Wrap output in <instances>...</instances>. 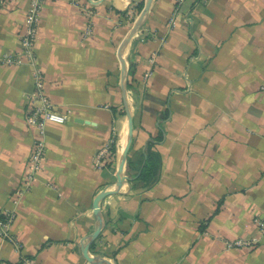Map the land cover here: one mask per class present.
<instances>
[{
    "label": "crops",
    "instance_id": "crops-1",
    "mask_svg": "<svg viewBox=\"0 0 264 264\" xmlns=\"http://www.w3.org/2000/svg\"><path fill=\"white\" fill-rule=\"evenodd\" d=\"M81 1L86 10L45 1L34 64L0 61V211L15 208L11 232L22 245L0 236V259L264 264L255 222H264V0H151L122 54L148 0ZM29 5L2 7L0 56L20 51ZM36 68L67 120L47 124L42 168L16 206L37 138L26 122ZM127 109L133 133L118 187ZM113 138L112 158L97 167ZM147 155L158 167L150 186L138 178ZM237 239L251 243L228 246Z\"/></svg>",
    "mask_w": 264,
    "mask_h": 264
},
{
    "label": "built area",
    "instance_id": "built-area-1",
    "mask_svg": "<svg viewBox=\"0 0 264 264\" xmlns=\"http://www.w3.org/2000/svg\"><path fill=\"white\" fill-rule=\"evenodd\" d=\"M12 0H0V11L8 2ZM46 0H30V5L27 9L25 16V29L20 38V51L18 53L4 52L0 56V61L7 65H20L25 62L35 63V53H34V43L38 34V27L41 18V11L44 7ZM182 0H176L177 5ZM71 2L86 10V6L81 0H71ZM177 10V8H176ZM174 18L172 19V24H174ZM91 30L88 28L86 34H90ZM150 67L154 64V54L149 58ZM152 68V67H151ZM148 69L145 73V79L152 74V69ZM34 90L30 94L28 99V104L30 108L26 116V122L30 128L36 129L37 138L34 140L33 149L28 161L27 173L22 181V184L16 189L13 197L12 203L16 206L19 205L24 194L32 187L33 183L36 181V176L41 170L45 154L47 150L45 141L46 126L48 123H58L63 124L67 120V115L58 111L54 107V103L50 97L45 92V79L41 71L36 68L34 72ZM114 138L111 140L110 144L105 148L101 149L96 155V166L101 168L105 166V161L107 156L110 155L112 150V145L114 143ZM16 218V210L4 209L0 211V236L7 238L16 243L17 248L20 250L22 245L17 242L15 236L11 232V226ZM255 222L264 230V222L255 218ZM251 241L237 239L233 242H229L228 246L234 245H249ZM0 264H33V261L26 255L22 254L18 262H5L0 259Z\"/></svg>",
    "mask_w": 264,
    "mask_h": 264
},
{
    "label": "water",
    "instance_id": "water-1",
    "mask_svg": "<svg viewBox=\"0 0 264 264\" xmlns=\"http://www.w3.org/2000/svg\"><path fill=\"white\" fill-rule=\"evenodd\" d=\"M150 4H151V0H148L147 1V4H146V7L142 13V15L139 17L135 27L133 28L132 32L130 33V35L127 37L125 43L123 44L122 46V49L120 50L121 54H122V50H123V47L126 45V43L128 42V40L131 38V36L138 30L140 29V27L145 23L147 17H148V14H149V11H150ZM122 62H123V68H124V77H123V93H124V99H125V103H126V106L128 104L127 102V92H126V82H127V77H128V69H127V65H126V62L125 60L122 58ZM127 113H128V118H129V136H130V140L124 150V153H123V157H122V160L120 162V166H119V169H118V183H117V186L118 187H121L122 183L127 180V178L125 176L122 175V172H123V167H124V163L126 161V157H127V153H128V149L130 147V143H131V138H132V133H133V122H132V116H131V113L129 111V109H127ZM110 193V191H104L102 192L101 194H99L95 200V203H94V207H95V213L98 214L99 211H100V207H99V202L100 200L108 195ZM100 230H101V224L97 227L96 231L91 235V241L93 242L99 235L100 233ZM88 248H89V245H87L85 248H84V255L87 259L89 260H93L92 257H90L88 255Z\"/></svg>",
    "mask_w": 264,
    "mask_h": 264
},
{
    "label": "trees",
    "instance_id": "trees-1",
    "mask_svg": "<svg viewBox=\"0 0 264 264\" xmlns=\"http://www.w3.org/2000/svg\"><path fill=\"white\" fill-rule=\"evenodd\" d=\"M113 154L114 147H112L109 159L112 158ZM157 169L158 167L154 164V157L147 155L138 178L144 180L148 186L153 185L158 178Z\"/></svg>",
    "mask_w": 264,
    "mask_h": 264
}]
</instances>
